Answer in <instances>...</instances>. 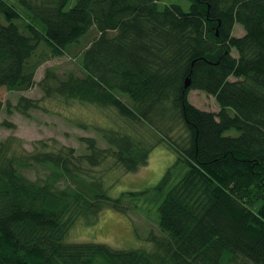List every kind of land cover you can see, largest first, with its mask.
I'll use <instances>...</instances> for the list:
<instances>
[{
	"label": "trees",
	"instance_id": "1",
	"mask_svg": "<svg viewBox=\"0 0 264 264\" xmlns=\"http://www.w3.org/2000/svg\"><path fill=\"white\" fill-rule=\"evenodd\" d=\"M15 1L20 11L0 0V88L38 85L42 99L112 109L117 127L78 123L105 143L80 138L85 153L0 142V264H264V0H186L187 11L156 0ZM92 30L81 76L46 69L36 84L43 63ZM190 91L219 111L194 107ZM40 102L20 96L12 108L28 117ZM159 146L176 160L151 190L161 199L152 250L66 243L74 226L105 209L126 213L124 199L148 192L111 198L103 177L137 171ZM177 167L185 171L173 183Z\"/></svg>",
	"mask_w": 264,
	"mask_h": 264
},
{
	"label": "rangeland",
	"instance_id": "2",
	"mask_svg": "<svg viewBox=\"0 0 264 264\" xmlns=\"http://www.w3.org/2000/svg\"><path fill=\"white\" fill-rule=\"evenodd\" d=\"M14 6L17 11L21 8L15 0H5ZM74 4L75 0H69ZM160 5L178 4L183 10L189 9V2L186 0H156ZM2 17L0 16V19ZM2 24V19L0 20ZM235 37H242L244 30L241 26L235 25L232 31ZM96 36L94 30L90 31L85 40L77 48L71 49L66 55L60 58L51 59L43 63L36 71L35 82L40 81L46 69H53L59 75L73 72L82 75L79 63L80 53L83 48ZM236 56L235 53H233ZM20 96L31 99H41V108L33 110L25 117L16 112L12 106L17 104ZM43 93L38 85L24 92L7 91L0 88V101L3 109L0 114V142L10 136L21 140V145L28 152L33 149L32 144L36 141H47L48 150L57 149L59 146L72 147L78 153H85V147L80 138H95L102 148L105 143L98 138V135L89 127L80 128L77 124L97 125L105 128L117 127L111 121L116 120L112 109H96L91 105H83L78 102H61L57 99H42ZM124 101V100H123ZM188 101L197 109L217 113L219 107L215 100L200 91H190ZM11 106V111H6V106ZM10 124L12 128L3 126ZM226 136H237L235 130L225 134ZM176 160L174 153L165 147L159 146L150 153L148 163L139 167L133 173H125L115 169L105 173L106 164L99 170L104 172L103 182L107 193L111 198H118L123 193H140L135 200L124 199V206L127 212L121 213L112 209L103 210L97 217L94 224L85 226L78 224L74 226L65 238L66 243H97L104 244L116 250L142 249L152 250V244L147 240L149 234L160 235L157 226V207L161 202L159 196L151 191L171 168ZM183 167H177L173 173V183L180 178L184 172ZM28 176L34 179V172Z\"/></svg>",
	"mask_w": 264,
	"mask_h": 264
},
{
	"label": "water",
	"instance_id": "3",
	"mask_svg": "<svg viewBox=\"0 0 264 264\" xmlns=\"http://www.w3.org/2000/svg\"><path fill=\"white\" fill-rule=\"evenodd\" d=\"M189 84L188 80L185 82L184 87H187Z\"/></svg>",
	"mask_w": 264,
	"mask_h": 264
}]
</instances>
